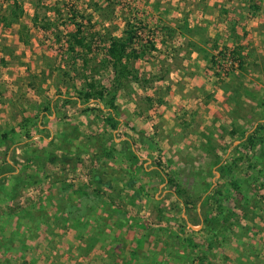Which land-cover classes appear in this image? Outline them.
<instances>
[{
	"label": "rangeland",
	"instance_id": "rangeland-1",
	"mask_svg": "<svg viewBox=\"0 0 264 264\" xmlns=\"http://www.w3.org/2000/svg\"><path fill=\"white\" fill-rule=\"evenodd\" d=\"M17 1L23 8L21 20L30 26V43L25 45L18 42L16 25L3 28L0 24V125L7 123L6 127L0 126V134L9 135L7 144L10 148L8 153H4L0 148L1 264H96L98 261L89 262L85 256L79 257L85 259L84 261L72 260L73 241L80 242L79 237L85 236L87 231L90 232L88 224L84 225L82 221L87 219L84 216L92 207H87L85 202L83 207L78 204L82 208L75 204V209H72L74 200H65L64 207L67 206L70 218L78 220L77 224L82 232L70 231L61 236L60 232L46 226L53 223L54 205L58 201L52 192L47 195L50 191L45 180L49 169L35 170L28 165H22L25 162L26 149L41 148L34 147L39 143L38 139H29L36 131L34 116L39 111L49 117L43 118L42 121L47 126L63 127L72 120L79 130L89 132L88 134H97L104 128L96 105L80 99L78 90L81 88V62L78 61L74 72L68 74V69L71 70V60L66 59L62 64L65 69L57 71L61 64L56 34L61 38V35L72 31V15L80 10L92 15L86 27L89 32L98 36L95 41L97 47H101V41L106 40L105 34H121L125 21L137 30L134 48L141 55L133 64L137 82L116 95L118 111L114 115L118 128L112 135L118 141L121 137L126 138L120 142L127 156L123 157L125 165L130 153L145 158H142L143 161L139 164L137 157L134 176L138 179L137 185H132L133 189L129 188L130 183L122 186L121 190L113 185L108 193L112 195L109 207L113 208V213H118L115 215L118 222H128L130 215L136 217L135 221L141 223L142 227L154 232L152 226L155 224H168L171 216L181 218V211L177 210L178 202L173 197L176 195V189L174 184H168L169 181H174L178 186L177 190L186 193L192 208L200 202V209L204 212V228L205 215L214 213L215 208V205H210L205 198L214 188L226 184L231 179L240 184L244 180L250 183L255 180L256 170H249L244 161L234 172L226 173L223 172L222 166H216V161L214 166L211 159L225 156L224 152L228 149L233 154L230 157L235 158L238 151L236 146L244 138L242 133L236 134L235 137L229 136V133L238 126L248 130L247 134L254 133L259 126L261 134L264 135V0H93L92 5H96L98 10L96 13L88 9L89 0ZM0 2L2 14L11 0ZM35 12L39 14L40 19H48L49 30L41 31L31 27V18ZM79 18L78 16L75 21H79ZM235 50L238 53L233 54ZM91 68L95 79L107 85L110 83V71L102 69L93 61L89 64V71ZM175 81H178L176 90L182 93L177 94L178 96H174L176 93L173 94V89L170 88V84H175ZM197 98H200L204 105H199ZM210 98L212 99L209 100ZM206 99L209 101L204 102ZM222 116L231 120L228 126L230 130L226 133L228 136L224 139L228 144L221 147L218 143L223 138L218 134L214 138L215 135L208 133V127ZM190 126L196 129L197 134L194 135L200 139L205 137L206 142L201 139L198 148L197 144L191 147L189 141L174 150L164 148V144L169 141L177 142L172 134L173 129L179 127L186 133L195 131ZM147 129L153 131V134L148 135L145 132ZM109 135L106 133L103 139L106 146L103 147L117 148V145L105 143ZM189 135L194 137L193 134H182L181 142ZM23 140V144H18ZM126 140L127 142H124ZM198 149L209 156L210 161L201 159ZM93 151L96 153V148ZM239 151L242 159L247 160L253 155V151L258 149ZM118 153L119 150H115L114 156ZM7 158L12 164L14 162V169L11 171H7ZM147 159L150 162H146ZM226 160L228 158L224 159ZM196 162H200V168L194 166ZM118 163L119 160L116 165ZM130 164L131 162L127 167H130ZM224 164L230 165L231 160ZM63 165L61 164V167ZM57 166L54 165V168ZM66 168L58 170L55 180L64 179L67 183L75 185L77 190L80 189L79 197L83 201L92 199V195L83 191L93 187V184H89V173L80 168L73 170L68 165ZM30 170H35L33 175L41 179L42 185L25 188L22 186L31 175ZM212 170L218 175H211ZM157 172L161 173L158 177ZM123 178L128 181V174ZM159 178H163V181ZM163 183L166 185L161 187V191L167 190L163 198L153 199ZM126 188L132 191L136 189L137 198L138 195L141 197L138 200L135 197L126 201L119 199V195L125 192ZM250 188H255L257 195L264 197V181L259 180ZM112 203L115 204L114 207ZM262 203L260 213L264 218V200ZM20 208L27 211L42 210L47 224L36 225L33 229L25 230L22 237H15L16 219L19 217L16 210ZM92 212L90 216L94 215ZM135 213L137 215H134ZM109 219H112V216ZM187 219L192 227H186L185 221L181 222L177 227L181 236L189 230L201 229L194 215ZM249 226L247 232H239L237 235L235 233L236 237L232 235L227 241H237L234 242L236 244L242 241L252 253L251 264H264V223L256 217L255 222ZM91 232L95 233L92 229ZM123 247L126 252L133 248ZM141 247L136 249L138 254L142 252ZM223 251L222 254L226 258L231 254L227 247ZM115 255L113 257L116 258V263L110 264H123V258L119 257L121 254L117 251ZM237 255H240V252ZM57 257L64 258L65 262L59 261ZM252 257L256 258V261ZM98 264H101L100 261Z\"/></svg>",
	"mask_w": 264,
	"mask_h": 264
},
{
	"label": "trees",
	"instance_id": "trees-1",
	"mask_svg": "<svg viewBox=\"0 0 264 264\" xmlns=\"http://www.w3.org/2000/svg\"><path fill=\"white\" fill-rule=\"evenodd\" d=\"M5 1L8 2L9 0ZM40 1L41 0H39V2ZM92 4L93 0H89L88 9L93 10L95 13L98 12L96 5ZM4 11V13L0 14V24L3 25V28H11V26L16 25L18 42L28 45L30 43V26L21 20L23 14L21 4L18 3L17 0H11L10 5L5 7ZM72 16L73 19H71V21H73L74 29L61 35V38L58 36L59 34H56V42L59 45L60 53L59 63L61 64L57 67V71H63L65 69L62 64L63 62H66V59L71 60V70L68 69V74L71 71L74 72L78 61L81 62L79 65L82 70L80 77L81 88L78 90L80 99H83L86 102L91 101L96 105V109L101 114V121L104 123V128L97 134H88L79 130L76 124L70 120L65 124L63 131L56 135L51 143L48 144V147L26 149L25 162L22 163V165H28L31 169L35 170L40 167L59 164H66L73 168L76 163L81 162L83 153H88L90 148H96L97 152L91 155L92 158L97 159V164L90 183L93 185L97 184L99 187L106 185L109 192H111V182H119L120 179H122L123 174H128L129 176L127 184L131 183L135 178L134 170L137 156L130 153L128 159H126L128 163L131 162L130 167L123 169L116 168L115 164L117 158L114 156L115 149L113 147H103L106 146L103 144V139L106 137V133H109L110 135L105 143H110L111 146L114 144L112 132L118 128V121L114 115L118 111L116 95L121 90L128 88L132 83L137 82L136 72L133 68L134 62L141 57L138 50L134 48V41L137 38V30L125 21L121 34L114 35L113 32L105 34L106 40H102L101 47H97L95 41L98 39V36L96 33L89 32L86 27V24L91 21L92 15L85 14L80 10ZM78 16L80 17V20L75 21ZM45 18L46 17L40 19L39 14L35 12L31 18V27L41 31L49 30L50 23L48 22V19ZM236 53L238 52L235 50L233 54ZM92 61L100 65L102 69L110 71L112 79L108 85L93 77L92 68L89 71V64ZM65 74L67 73H64V75ZM100 105L103 107L101 108ZM241 129L242 127L238 126L229 133V136L231 137H234L238 133H242L241 136L244 140L236 146V150L238 151L235 158L231 160V164H223L222 170L226 173L234 172L235 169H238L239 164L244 161L249 170H256V178L253 182L251 181V183L248 182V180H244L241 184L237 180L231 179L227 181L226 184L214 188L206 196V201L210 205H215L214 213H208L204 217V232H206L207 237L206 239L201 240V242H199L198 238L195 236L185 238V241L188 242L190 252L198 253L197 259L192 260L194 264H203L206 260L208 264H214L208 258L213 254L211 253L213 250H219V252H221L220 250L223 249L224 246L228 247V238L232 235L236 237L234 235L235 233L237 235L239 232H247L250 223L253 224L256 217L260 218L262 223H264V218L260 213L262 210L261 208H263L262 202L264 197L262 198L257 195L255 188H250L252 184L254 186L259 180L264 181V135L261 134L262 131L259 126L254 133L250 134H247L248 130L245 131V129ZM8 142L9 135L7 133H1L0 148L4 150V153H8V150L10 149L7 144ZM255 148L258 149V151H253V155L249 159H242L239 149L254 150ZM122 153L124 155L125 152ZM124 156L127 158L126 153ZM5 163L7 165V171L14 169V162L12 165H9L7 161H5ZM157 173V177L161 175V173ZM159 180L163 181V178H159ZM41 183V179H39L37 175H29L26 183L22 186L24 188L35 187ZM168 184H174V188L176 189L175 194L178 197L177 201L179 203L181 202L187 208L190 203L186 198V193H180L181 191H179V189L177 190L178 186L174 181L173 183L169 181ZM247 193L251 195L248 196ZM252 194L253 197H251ZM97 198L101 200L104 197L97 195ZM16 211L18 212L19 217L16 219L17 228L14 231L15 237H22L25 230H28L29 228L33 229L36 225L42 226L47 224L46 217L42 210L37 211L36 209H31L27 211L20 208ZM70 216L71 215H69L68 219L62 215L56 216L54 214L53 223L51 225L52 227H50L51 230L55 229L61 222H64L65 224L71 222L74 227L76 224H73L72 221L75 220L77 223L78 220L72 219ZM178 221L179 223H183L184 220L178 218L176 222ZM46 226H49V223ZM194 233L198 235L199 231ZM2 235H4L3 232ZM90 240H92L91 235H89V238L83 240V245L76 247L78 257L87 256L90 249ZM238 245V249L240 250L239 257L243 256L246 260L242 263L241 259L237 258V263H253V260L251 261L252 253L248 249V246L242 243V241H240ZM204 255H206V257H204ZM252 258L256 261V258ZM111 259L113 263H116V258L112 256Z\"/></svg>",
	"mask_w": 264,
	"mask_h": 264
},
{
	"label": "crops",
	"instance_id": "crops-1",
	"mask_svg": "<svg viewBox=\"0 0 264 264\" xmlns=\"http://www.w3.org/2000/svg\"><path fill=\"white\" fill-rule=\"evenodd\" d=\"M1 3V2H0ZM176 83L170 84V88H172L173 90V94H175L174 96H178L179 94L181 95V91L179 92L177 89L178 85L177 82ZM171 90V89H170ZM175 90V91H174ZM178 94V95H177ZM212 98H210L209 100H211ZM197 100L200 102L199 105H204L203 102L201 103V99L197 98ZM208 99L204 100V102H208ZM216 114V113H215ZM37 116V117H36ZM36 117V118H35ZM46 117V118H45ZM43 118L45 119H49V117L46 116V114L42 111H39L37 113H35L34 116V128H35V133H32L29 136V139H38L39 143L34 145L41 147V148H45L48 147V144L51 143V141L53 140V138L58 135L59 133H61L63 131V129L65 128L64 126H47L45 123H43ZM218 121H214V124H212L210 127H208V133H212L214 136V138L216 137V135L218 134L220 137H222L223 139H221V141H219V145L222 147L225 144H228L224 139L226 138V135L228 136V134H226L230 129L229 123L231 118L229 119L228 117H224L222 116L221 119L218 117L217 119ZM20 122L17 121V123ZM193 124V123H192ZM190 124V125H192ZM224 124V125H223ZM0 126H7V123L5 124H1ZM226 130H223V127ZM226 126V127H225ZM191 127V126H190ZM222 127V128H221ZM11 128V127H10ZM192 129H194L195 131H191V133H186L183 131L182 128H175L172 131V134L174 135L175 139L177 140V142H173V141H169V143H165L164 144V148L167 149H176L178 148L180 145L182 144H186V141H189V144L191 145V147L196 146L195 144H197V147H199V143L202 142L201 139H204L206 142V138H202L200 139L199 136L194 135L197 134L196 129L194 127H191ZM222 130L224 132H222ZM100 131V130H99ZM30 132V131H29ZM146 133H148V135H152L153 131L150 132L147 130H145ZM184 132V133H183ZM89 133V132H87ZM222 133V134H221ZM182 134L184 135H188V134H193L194 137L192 136H187V138H185L182 142L181 140L183 139ZM222 135V136H221ZM49 136V138L47 139L46 137ZM170 136V135H169ZM235 137V136H234ZM126 138H120V141L115 140L114 145H117L118 147L115 148V150H119L118 155H116L117 160L120 161V163H118L117 165L115 164L116 168H127L128 163L126 162L127 165H125V158L123 155V146L121 145V140H125ZM216 140V139H215ZM127 141V140H126ZM179 141V142H178ZM25 141H21L20 143L18 142V144H23ZM168 142V141H167ZM117 143V144H116ZM170 143H172L170 145ZM176 143H178V145L176 146ZM145 144H148V142H145ZM121 145V146H120ZM16 146H13V148ZM12 148V149H13ZM94 148H90L88 153H83L82 154V159H81V163L78 164L76 163L74 165V167L72 168L73 170H77V169H81V170H85L89 173V180L92 177L93 172L95 171V166L97 164V159L92 158L91 155L95 154V151H93ZM215 149V148H214ZM190 150V148H189ZM200 155H198L201 159L206 160V162L210 161L209 156L207 157L206 154L204 155V153H202L199 149H198ZM231 151H229V149L224 152L225 156H220L218 157L216 160L211 159L212 164L215 166L214 162L216 161L217 165L216 166H222L225 162H229L230 160L233 159L232 153H230ZM88 157H85V156ZM219 156V155H218ZM139 161V164L142 163L143 159L145 157H141L140 155H137ZM229 157L231 159H229ZM143 158V159H142ZM226 161H224V159H227ZM7 163L9 165H12V162L10 161V159L7 158ZM201 161V160H199ZM146 162H150L149 159H147ZM197 163V162H196ZM188 164V163H187ZM211 164V163H210ZM63 165V164H62ZM196 167H201L200 162L197 163L196 165H194ZM211 166V165H210ZM46 167V168H45ZM45 167H40V169H49L48 171V176L46 177L45 180V184L48 187V190L50 191L47 195H49L51 192L53 194H55V199L57 201V203H55L54 205V213L55 215L59 216L62 215L64 217H67L69 219V212H68V208L66 206V208L64 207V201L65 200H74L73 203V207L72 209H75V207L77 206L78 208H82L83 206H85V202H86V206L88 207H92V209H90L88 212H86V216H84L85 218L87 217V219L85 221H82L84 225L88 224L90 229V232L87 231L88 233H86L85 236H81L79 237L80 242L77 241H73L72 245V252H73V261H84L85 259L79 258L76 253V248L79 245H83V240L86 238H89V235L92 236V240H90V244H89V253L87 257L89 262L90 260H98L96 261L98 264L99 261L101 264H110V262H113L111 257L113 255H115V253L118 251L119 254H121L119 257L123 258V264H194L192 262V260L197 259L198 253L196 252H190V248H188V242L185 241L186 237H192L195 236L196 238H198L199 242H201V240L206 239L207 235L203 232L204 228L203 227V211H201L200 209V202L197 204V206L195 208H192V205L189 204L187 206V208L180 202H178V208L177 210L181 211L180 215L181 218L186 222V227H190L191 224L188 221L187 218L191 219V215L198 220V223L201 227L199 231V234L197 235L194 232H198L195 230H189V232H185L184 236H181L178 231V226L182 223L176 222V220L178 219L177 216H171L170 219V223L168 224H163V223H159V224H155L154 226H152V229L154 232H150V230L147 227H142L141 223H137L135 221L136 217H131L130 215H128V222H125L126 220H121V222L117 221V218H115V215L118 214L117 212L113 213V208L109 207L110 203L112 201H109L112 199V195H108L109 193V189H107L106 185H104L103 187H99L97 184H94L93 187L87 188V190L83 189L84 192H88L90 195H92V199L89 200H85L83 201V199L79 197V192L80 189L77 190V187L75 185L69 184L66 182V180L61 179V180H55V178L58 175V170H62L63 168H66L67 165H63L61 167V165L59 164L56 168H54L53 165L50 166H45ZM16 169V168H15ZM39 169V170H40ZM141 169V166H140ZM210 169V168H209ZM66 171L68 170L67 168L65 169ZM65 170L63 172H65ZM210 171V170H209ZM38 172V171H37ZM35 173L32 170L29 171V174L33 175ZM213 173H215V176L218 175V173L214 172V170H212V172L210 173L211 175H213ZM125 175V174H124ZM122 175V179H120V181H112L111 182V187L110 189H112V187L114 186H118L117 189H122V186H126L127 185V179L123 178ZM141 176V175H140ZM137 177L135 175L134 180L129 184V188H132V185L135 186L137 185ZM91 182V181H89ZM91 184V183H89ZM86 185V184H84ZM83 185V186H84ZM114 185V186H113ZM166 183H163L160 185L158 192L154 195L155 200H160L161 198H163L164 193L167 190L163 189V192L161 191V187L165 186ZM68 186H71V188H68ZM88 186V185H87ZM133 189V188H132ZM125 192H123L121 195H119V199H124L125 201L127 199H130L132 197L137 198V194L135 193V191H137L136 189L132 190H128L127 188L124 190ZM162 192L161 195H159V193ZM96 195H100L103 196L104 199L102 198L101 200L99 198H97ZM139 197H141V195H138ZM50 197V196H49ZM139 197L137 198V200L139 199ZM173 197H175V199L177 200L178 197L176 195H174ZM48 199V198H47ZM122 200H120L122 202ZM60 201L62 202L60 204ZM76 201V202H75ZM107 203H106V202ZM113 202L116 203V200L113 199ZM114 203H112L113 207H114ZM76 204V206H75ZM81 205L82 207H79V205ZM72 205V204H71ZM131 208V206H129ZM128 207V210H129ZM126 211H127V206L125 207ZM117 209V208H115ZM195 209V210H194ZM94 212L93 216H90V213ZM193 210V211H192ZM177 211V212H179ZM92 212V213H93ZM174 212V211H173ZM176 214V212H174ZM188 214V216H186V214ZM92 215V214H91ZM134 215H137L136 213ZM110 216H112V219H109ZM74 219V218H72ZM85 222V223H84ZM73 224H76L74 227L72 226L71 222H67V224H65L64 222H61L58 224V226L55 228V232H60L61 236L65 235V233L70 232V233H74V231H78L80 230V228L78 227L79 225L76 223L75 220L72 221ZM71 224V225H70ZM52 223H49V226H51ZM192 227V226H191ZM91 229L93 230L92 233ZM194 229V228H193ZM141 230V231H140ZM82 232V230H80ZM140 231V232H139ZM194 231V232H193ZM84 232V231H83ZM129 237V238H128ZM131 237V238H130ZM84 238V239H83ZM63 240V239H62ZM231 240V239H230ZM176 241H178V243H176ZM228 247L231 254L226 258L223 256L222 253H224L223 249H221L219 252V250L217 251H212L211 256H209V260L211 262H213L214 264H238L237 263V258L241 259V262L243 263L244 260H246L245 257H239V252L240 250L238 249L239 245L238 243H234L233 240L228 241ZM125 246L127 247H133L132 250L126 252V250L124 249ZM138 246H142L141 250L142 252H140L139 254L137 253V247ZM98 248V251H96V249ZM120 249V250H119ZM202 252V250H201ZM138 254V255H137ZM144 254V255H143ZM237 255V256H236ZM116 256V255H115ZM231 256V257H230ZM65 257V256H63ZM117 257V256H116ZM204 257H206V255H204ZM78 258V259H77ZM57 259L61 262H65L64 258H58ZM71 260V261H72ZM53 261V260H52ZM203 264H208L207 260L204 261Z\"/></svg>",
	"mask_w": 264,
	"mask_h": 264
}]
</instances>
